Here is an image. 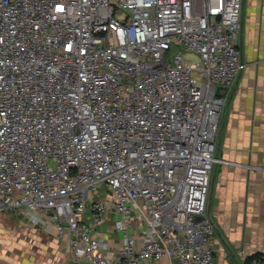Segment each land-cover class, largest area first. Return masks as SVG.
Instances as JSON below:
<instances>
[{
    "label": "built area",
    "instance_id": "2783aa9c",
    "mask_svg": "<svg viewBox=\"0 0 264 264\" xmlns=\"http://www.w3.org/2000/svg\"><path fill=\"white\" fill-rule=\"evenodd\" d=\"M241 13L242 0H0V214L65 241L59 264H213V166H244L214 156Z\"/></svg>",
    "mask_w": 264,
    "mask_h": 264
},
{
    "label": "crops",
    "instance_id": "0c3cea01",
    "mask_svg": "<svg viewBox=\"0 0 264 264\" xmlns=\"http://www.w3.org/2000/svg\"><path fill=\"white\" fill-rule=\"evenodd\" d=\"M241 68L226 93L207 201L216 212L213 264H264V0H242L238 33ZM108 234L111 221L104 227ZM104 238L117 247V235ZM71 260L65 241L23 213L0 214V264H59Z\"/></svg>",
    "mask_w": 264,
    "mask_h": 264
},
{
    "label": "rangeland",
    "instance_id": "374dc122",
    "mask_svg": "<svg viewBox=\"0 0 264 264\" xmlns=\"http://www.w3.org/2000/svg\"><path fill=\"white\" fill-rule=\"evenodd\" d=\"M180 48L182 49V47H180ZM225 103H226V99H225V101H223V105H222V107H221L220 110H219L217 126H219L220 117H221L222 112H223V109H224V107H225ZM217 131H218V129H217ZM216 133H218V132H216ZM216 139H217V134H216V138H215V145H216ZM214 151H215V150H214Z\"/></svg>",
    "mask_w": 264,
    "mask_h": 264
}]
</instances>
